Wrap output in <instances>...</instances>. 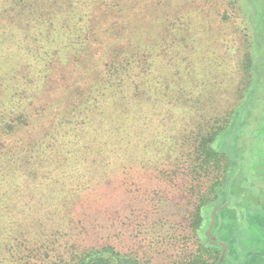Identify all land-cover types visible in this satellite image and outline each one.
I'll return each mask as SVG.
<instances>
[{
	"label": "trees",
	"instance_id": "trees-1",
	"mask_svg": "<svg viewBox=\"0 0 264 264\" xmlns=\"http://www.w3.org/2000/svg\"><path fill=\"white\" fill-rule=\"evenodd\" d=\"M166 3L0 0V264H154L168 219L165 264H264V246L229 256L211 218L263 101L264 35L252 30L230 101L193 49L152 43Z\"/></svg>",
	"mask_w": 264,
	"mask_h": 264
},
{
	"label": "rangeland",
	"instance_id": "rangeland-1",
	"mask_svg": "<svg viewBox=\"0 0 264 264\" xmlns=\"http://www.w3.org/2000/svg\"><path fill=\"white\" fill-rule=\"evenodd\" d=\"M256 1L259 21L253 24L247 0H166L164 7H153L155 11L150 17L152 43L177 47L184 52L193 49L199 65L208 62L212 68L197 76L210 74L213 79L217 77L219 81H224V86L219 88L220 95L230 101L235 100L236 85L244 77L241 65L252 40V30L256 27L264 35V0ZM262 53L264 55V48ZM178 59L180 63L181 60L185 63L189 58L182 55ZM218 69L224 71L216 73ZM261 98L264 101V93ZM263 101L252 112L253 120L242 128L240 138L233 141L231 150L239 160L237 183L230 189L223 209L211 217L213 227L218 225L220 228L218 240L228 243L229 256L236 260L247 257L251 252L258 253L264 246ZM169 210L175 213L174 208L169 207ZM210 222L206 221L207 228ZM158 227L167 228L169 233L178 229L172 226L169 219L168 223ZM158 233L155 235L158 245L151 248L149 256L154 264H165L175 259L176 254L171 244H166V241L163 244ZM178 233L187 237V247L195 248V245L191 246L194 239L187 229L178 230ZM261 254L264 255V250Z\"/></svg>",
	"mask_w": 264,
	"mask_h": 264
},
{
	"label": "water",
	"instance_id": "water-1",
	"mask_svg": "<svg viewBox=\"0 0 264 264\" xmlns=\"http://www.w3.org/2000/svg\"><path fill=\"white\" fill-rule=\"evenodd\" d=\"M214 214V213H213ZM212 217H214V215L212 216ZM223 258H224V256H223ZM221 263V262H220Z\"/></svg>",
	"mask_w": 264,
	"mask_h": 264
}]
</instances>
